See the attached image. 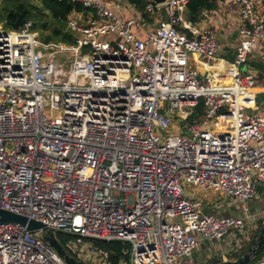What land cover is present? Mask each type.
I'll list each match as a JSON object with an SVG mask.
<instances>
[{"label": "built area", "instance_id": "built-area-1", "mask_svg": "<svg viewBox=\"0 0 264 264\" xmlns=\"http://www.w3.org/2000/svg\"><path fill=\"white\" fill-rule=\"evenodd\" d=\"M188 1H147L159 18L142 38L105 0H79L92 16L66 21L72 45L41 44L30 21L0 29V210L71 236L56 240L77 264H111L92 241L126 244L118 264H198L199 240L264 226L248 206L264 189V115L246 70L264 51V0H226L231 60L215 28L186 19ZM185 186L243 216L208 213ZM43 236L0 224V264H66Z\"/></svg>", "mask_w": 264, "mask_h": 264}, {"label": "crops", "instance_id": "crops-1", "mask_svg": "<svg viewBox=\"0 0 264 264\" xmlns=\"http://www.w3.org/2000/svg\"><path fill=\"white\" fill-rule=\"evenodd\" d=\"M72 1L79 2V0ZM105 1L122 19H132L135 21V31L137 30V32L139 33L138 35L141 38L143 37V30L151 29V27H153V25L155 24L152 23L150 25L148 24L149 26H146L147 24L144 21L143 15V20H141L139 24L135 19V14L139 9L136 6L129 4L126 0ZM40 7H42L41 3ZM30 11L34 13V10ZM70 16H73L72 20L76 21L78 24H85L92 16V13L89 10L84 13L73 12L68 17ZM2 24L3 23L0 22V27L2 26ZM196 25L201 28H215L220 44L217 52V57L227 60H231L233 58L235 48L239 41V36L237 33L236 19L234 15L230 13L229 3L226 0H215V9H213L212 11H204L202 13L200 21L196 23ZM246 70L255 75V85L253 87V91L256 94L257 110L254 113L256 115H264V51L262 50V48L257 47L250 54L247 60ZM198 197L199 196H197V198ZM198 199L203 203L204 208L208 213H213L217 216H223L222 212L225 211V209L233 213V210L236 208L235 206H237L232 200L225 197H222V199L225 200V204L223 206L221 201H214L215 199L212 201L206 200V198L202 199L200 197ZM230 202L234 203L233 205L235 206H231ZM248 206L251 213L260 214L261 210L264 208V189H258L256 191L255 197L248 202ZM219 210L222 211L219 213ZM238 216L240 217L241 215ZM254 228H256L255 231H258V229L260 228L259 224L256 223ZM211 243L212 240H199L198 248L194 252V256L198 264H220L223 261L230 260L231 257L229 256H231V253H228V251L226 250H221L217 252V254L212 255Z\"/></svg>", "mask_w": 264, "mask_h": 264}, {"label": "trees", "instance_id": "trees-1", "mask_svg": "<svg viewBox=\"0 0 264 264\" xmlns=\"http://www.w3.org/2000/svg\"><path fill=\"white\" fill-rule=\"evenodd\" d=\"M11 1L13 0H7V2H11ZM126 1L129 4L136 6L141 11L145 8V5L147 3L146 0H126ZM40 3L42 4L43 9L49 11L55 20L63 21V22H66L67 21L66 18L73 12L84 13L88 11L78 1L40 0ZM213 9H215V0H189L185 11V17L192 24H196L200 21L202 17V13L204 11H212ZM13 10L19 11L25 20L27 16L33 14V12L27 10L25 8V4L20 1L16 2V6L13 8ZM13 10H9L8 7L5 6L3 9V17L6 13H9V19L13 21L15 19V16L13 15ZM143 17H146L145 14L143 15ZM51 26L52 27H49L48 24L42 25L43 29L46 30L47 32V35L43 39L45 43H49L50 40H52L53 38L60 37L62 43L68 45L74 44L75 38L73 36L61 30L60 28H57L52 24ZM33 29H34V23L32 25V30ZM201 115H202V105L200 104L198 107H196L193 110V112L187 118V122L191 123L194 119H199ZM256 233L257 231L255 232V234ZM56 238L61 243V241L64 242L65 239L66 240L70 239L71 236L64 237L62 234L58 233L56 234ZM92 243L95 246H98L99 248L109 252V261L111 262V264H118L121 258L127 259V255L123 254V250L128 248L126 244H122L116 241L114 242L92 241ZM251 243L252 241L249 243L248 248L250 247ZM263 253L264 250L261 253L257 254L254 258H252L248 264H254L255 263L254 261L260 259ZM240 255L241 254L234 255L233 257L230 258V260L236 259Z\"/></svg>", "mask_w": 264, "mask_h": 264}, {"label": "rangeland", "instance_id": "rangeland-1", "mask_svg": "<svg viewBox=\"0 0 264 264\" xmlns=\"http://www.w3.org/2000/svg\"><path fill=\"white\" fill-rule=\"evenodd\" d=\"M17 1L18 0H13L11 2H7V0L1 1V3H0V20H1V22H2V17H3L4 7L6 6V7H8L9 10H13V8L16 6ZM19 1H21L25 4V8L27 10H29V11L34 10V13L32 15H29L26 17V20L34 23V29L32 31H35L37 33L39 42L41 44H45L43 39L47 35V32H46V30L43 29L42 25L48 24L49 27H52V26H51V23L48 21L47 16L44 14L43 7H40V0H19ZM142 11L137 10V13L135 14V19L137 20V22L139 24H140L141 20H143V18H144V21L147 24L146 26H149L150 24L154 23L159 18V15L157 13H153V14L148 13L145 15L146 17L142 18V15H143ZM66 19L72 20L73 16L67 17ZM0 28L4 31L10 30V28L4 24H2V26ZM50 43H53V44L62 43L61 38L60 37L53 38L52 40H50ZM179 123H180V121L177 118L173 119V125H172V129H171V133L177 132V129L179 128ZM209 127H210V129H213L212 123H210ZM185 190L189 193H194V196L196 198H197V196H199L202 199L206 198V200H211V201L215 199L214 201H217V202L221 201L222 206L225 204V200H223L222 197L219 196L218 194H213L211 192H206V191H199L196 187L194 188L192 186H185ZM233 204L234 203L230 202L231 206H235ZM235 207L236 208L233 210V213H231L225 209V211L222 212L223 216H232V215L233 216H238V215L243 216V213L241 212L240 208L238 206H235ZM221 211L222 210H219V213ZM255 229L256 228L252 227L248 231L245 230L244 232L240 231V230L232 229V228L229 229L228 232L225 234V236H223V238L221 240H219V241L212 240V243H211L212 255L217 254V252H219L221 250H226V251H228V253H231V256H229V257H233L234 255L242 254L244 251H246V249H248L249 243L251 241H253V239L256 235ZM233 260H235V259H233ZM254 262H256V260Z\"/></svg>", "mask_w": 264, "mask_h": 264}, {"label": "water", "instance_id": "water-1", "mask_svg": "<svg viewBox=\"0 0 264 264\" xmlns=\"http://www.w3.org/2000/svg\"><path fill=\"white\" fill-rule=\"evenodd\" d=\"M1 1V0H0ZM149 2H153L155 4H162L166 2L167 0H147ZM44 14L47 16L48 21L56 26L57 28H60L61 30L67 32L71 36H75V33L71 31L67 27V23L63 21L55 20L52 17V14L45 10ZM13 15L15 16V19L11 21L9 19V13H6L4 17L2 18V23L6 26H8L12 30H18L23 27V25L27 22V20L24 19V17L21 15V13L17 10L13 11ZM17 224L21 227H24L26 231L29 234H38L42 233L44 234L42 240L44 243H46L49 247L53 248L58 256L64 260L66 264H77L75 260L70 257L66 251L61 247V245L57 242L55 235L51 231H46V228L44 225H42L39 222L33 221V220H27L25 217L16 215L4 210H0V224ZM264 250V226H261L250 247L240 256H238L235 260H227L223 261L220 264H248L252 258H254L257 254L261 253Z\"/></svg>", "mask_w": 264, "mask_h": 264}]
</instances>
